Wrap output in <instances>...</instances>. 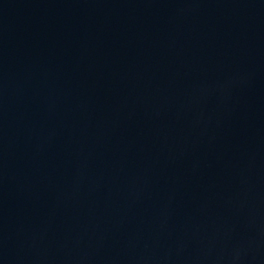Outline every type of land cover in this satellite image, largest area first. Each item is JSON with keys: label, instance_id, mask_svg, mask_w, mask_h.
Masks as SVG:
<instances>
[{"label": "water", "instance_id": "obj_1", "mask_svg": "<svg viewBox=\"0 0 264 264\" xmlns=\"http://www.w3.org/2000/svg\"><path fill=\"white\" fill-rule=\"evenodd\" d=\"M0 264H264V0H0Z\"/></svg>", "mask_w": 264, "mask_h": 264}]
</instances>
